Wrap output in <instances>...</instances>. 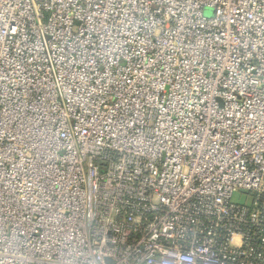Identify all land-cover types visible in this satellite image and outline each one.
Returning a JSON list of instances; mask_svg holds the SVG:
<instances>
[{"label":"built area","instance_id":"1","mask_svg":"<svg viewBox=\"0 0 264 264\" xmlns=\"http://www.w3.org/2000/svg\"><path fill=\"white\" fill-rule=\"evenodd\" d=\"M0 264H264V0H0Z\"/></svg>","mask_w":264,"mask_h":264}]
</instances>
